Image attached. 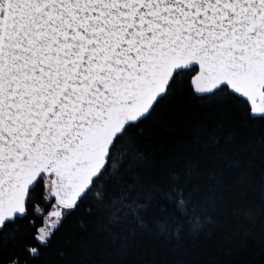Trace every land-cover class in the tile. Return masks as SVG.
Instances as JSON below:
<instances>
[{"label": "snow or ice", "instance_id": "1", "mask_svg": "<svg viewBox=\"0 0 264 264\" xmlns=\"http://www.w3.org/2000/svg\"><path fill=\"white\" fill-rule=\"evenodd\" d=\"M0 264H264V0H0Z\"/></svg>", "mask_w": 264, "mask_h": 264}, {"label": "trees", "instance_id": "2", "mask_svg": "<svg viewBox=\"0 0 264 264\" xmlns=\"http://www.w3.org/2000/svg\"><path fill=\"white\" fill-rule=\"evenodd\" d=\"M198 120L199 116L195 113L189 114L187 118L181 116L174 124L165 127L155 140L147 143L145 148L152 155L153 162L161 167L170 164L179 149L189 139L191 129ZM217 199L222 201L215 209L218 226L209 229L210 238L201 236L196 241L197 246L205 253L224 242V238L221 235L222 232H231L244 219L243 207L245 198L241 189L229 184L227 190L218 193ZM239 243L243 245L244 242L240 241Z\"/></svg>", "mask_w": 264, "mask_h": 264}]
</instances>
